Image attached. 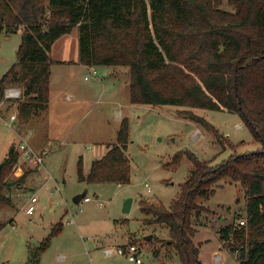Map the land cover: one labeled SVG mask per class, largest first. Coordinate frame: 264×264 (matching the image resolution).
I'll use <instances>...</instances> for the list:
<instances>
[{"label": "rangeland", "instance_id": "rangeland-1", "mask_svg": "<svg viewBox=\"0 0 264 264\" xmlns=\"http://www.w3.org/2000/svg\"><path fill=\"white\" fill-rule=\"evenodd\" d=\"M219 7L234 10L227 0H222ZM21 41V31L0 32V79L18 62ZM50 57L52 68L61 75L52 85L46 108L31 117H37L35 123L23 127L24 121L14 114L24 100L22 85L7 84L5 92L18 88L22 94L3 104L4 92L0 101V163L9 157L12 148L19 151L25 141L43 156L38 166L20 156L0 188V224H5L0 230V264H28L30 253L59 223L63 224L62 230L51 237L39 264H133L117 253L127 245L141 249L142 264H179L174 251L166 252L165 242L171 239L169 227L146 224L140 201L169 207L178 198L193 169L183 152L190 151L212 165L222 163L233 153L218 141L215 132L181 116L180 111L191 110L210 122L227 143L237 146L236 153L256 151L261 143L236 113L131 103L129 67L80 64L77 28L53 44ZM69 78L71 82L64 85ZM12 114L17 116L14 121L10 120ZM125 117L129 120L130 182H80V159L88 174L93 161L117 142ZM33 127L34 135L29 133ZM178 153L181 157L176 162ZM214 188L213 195L197 201L209 211L200 210L192 216L196 230L193 241L203 264H240L238 253L223 240L221 229L246 219L245 191L229 178L220 180ZM85 189L90 201L74 203L73 198ZM35 195V211L28 215L26 207ZM127 198H133L129 213L123 211ZM155 248H161L157 257L153 255ZM109 250L114 253L107 254Z\"/></svg>", "mask_w": 264, "mask_h": 264}, {"label": "trees", "instance_id": "trees-1", "mask_svg": "<svg viewBox=\"0 0 264 264\" xmlns=\"http://www.w3.org/2000/svg\"><path fill=\"white\" fill-rule=\"evenodd\" d=\"M221 1L0 0V32H22L18 62L0 79V101L7 84H19L24 100L18 114L24 124L44 110L50 94L52 46L77 28L80 64L129 67L131 103L238 114L261 143L258 150L236 153L237 146L227 143L210 122L191 110L180 111L181 116L215 132L233 153L212 165L190 151L183 152L193 169L178 198L169 207L143 199L140 210L147 216L146 224L169 227L166 252L174 251L179 264H203L193 241L192 216L209 211L197 204L198 199L213 195L215 184L229 178L245 191L247 217L244 225L223 227L222 238L238 253L240 264H264V0H227L234 8L231 11L221 9ZM129 139L125 117L117 142L93 161L88 174L80 159L79 181L128 184ZM20 156L12 148L0 163V188ZM4 226L0 224V230ZM62 226L59 223L30 253L28 264H39L51 237ZM160 250L155 248L153 255L159 256Z\"/></svg>", "mask_w": 264, "mask_h": 264}, {"label": "built area", "instance_id": "built-area-1", "mask_svg": "<svg viewBox=\"0 0 264 264\" xmlns=\"http://www.w3.org/2000/svg\"><path fill=\"white\" fill-rule=\"evenodd\" d=\"M92 74L94 76H96L97 72L95 70H93ZM85 79H89V77L86 76ZM21 94H22V92L18 88H10V89L6 90L5 99L3 101V104L6 100H11V99L17 100L18 98H20ZM16 119H17L16 115L11 116V120L14 121ZM19 151L21 152V156H23L27 160L28 159L32 160L36 166L40 165L43 162V156L35 153L26 141L20 144ZM84 201L85 202L90 201V197L89 196L85 197ZM37 202H38V196L35 195L31 198L28 206L26 207V214L32 215L34 213ZM244 224H245V220H242L240 222V225H244ZM111 253H114V251L113 250L107 251V254H111ZM117 253L119 255L125 256L126 259L133 264H142L143 263V260L140 256L141 249L138 246L127 245L124 248L123 247L119 248L117 250Z\"/></svg>", "mask_w": 264, "mask_h": 264}, {"label": "crops", "instance_id": "crops-1", "mask_svg": "<svg viewBox=\"0 0 264 264\" xmlns=\"http://www.w3.org/2000/svg\"><path fill=\"white\" fill-rule=\"evenodd\" d=\"M84 66V65H83ZM57 68H55V67H53L52 69H51V75H50V85H49V88H50V93H51V91H52V85H55L56 84V82H57V78H59V75H61V72L60 73H57L56 70ZM69 82H71L70 81V78H69V80H68V82H66V81H64V85L65 84H69ZM67 98H72V95H67ZM74 98V97H73ZM16 113H18V112H14V114H16ZM13 115V114H12ZM11 117V116H10ZM35 119H37V117H34V119H29V121L26 123V124H23V127H28L29 125H31L32 123H35ZM11 120V119H10ZM122 120V119H121ZM34 132V133H33ZM29 133L30 134H32V135H34L35 134V129H34V127L32 128V130H31V128H30V130H29ZM108 151V150H107ZM106 151V149L104 150V152L102 153V156L107 152Z\"/></svg>", "mask_w": 264, "mask_h": 264}, {"label": "water", "instance_id": "water-1", "mask_svg": "<svg viewBox=\"0 0 264 264\" xmlns=\"http://www.w3.org/2000/svg\"><path fill=\"white\" fill-rule=\"evenodd\" d=\"M88 194V189H85L82 193L77 194L74 198H73V202L76 204H79L84 198L85 196ZM132 204H133V198H127L124 202V207H123V211L125 213H129L131 211L132 208ZM148 239H151L152 236L147 237ZM92 245V244H91Z\"/></svg>", "mask_w": 264, "mask_h": 264}]
</instances>
